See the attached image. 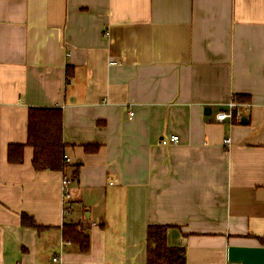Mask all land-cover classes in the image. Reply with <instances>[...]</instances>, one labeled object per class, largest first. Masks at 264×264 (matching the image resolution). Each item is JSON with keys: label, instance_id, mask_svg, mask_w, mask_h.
I'll return each instance as SVG.
<instances>
[{"label": "crops", "instance_id": "1", "mask_svg": "<svg viewBox=\"0 0 264 264\" xmlns=\"http://www.w3.org/2000/svg\"><path fill=\"white\" fill-rule=\"evenodd\" d=\"M30 108L62 109L66 174L8 163ZM151 225L186 264H264V0H0V264H147Z\"/></svg>", "mask_w": 264, "mask_h": 264}, {"label": "trees", "instance_id": "2", "mask_svg": "<svg viewBox=\"0 0 264 264\" xmlns=\"http://www.w3.org/2000/svg\"><path fill=\"white\" fill-rule=\"evenodd\" d=\"M67 73V81L70 79ZM237 102H246L247 96H235ZM33 150L32 166L35 171L49 170L65 173L71 167L64 160L66 145L63 141V111L61 108H30L28 113L27 142L11 144L8 148L9 164L23 163L24 150ZM87 153H96L98 146H85ZM72 180L79 178V165L71 174ZM22 225L27 228L42 230L27 214L21 217ZM168 226L151 225L147 229V264H186L184 250L167 244ZM63 238L78 246L80 252L89 250L90 236L84 225L65 224Z\"/></svg>", "mask_w": 264, "mask_h": 264}, {"label": "built area", "instance_id": "3", "mask_svg": "<svg viewBox=\"0 0 264 264\" xmlns=\"http://www.w3.org/2000/svg\"><path fill=\"white\" fill-rule=\"evenodd\" d=\"M248 107L250 108V105H246L240 102H237L235 100L229 102L228 107L226 110H221L216 115L217 121H228L231 124L241 123L243 120V113L242 108ZM134 113L132 111L129 112V118L131 119L133 117ZM180 141L179 137L174 135L171 136L168 139H163L161 141L162 146H170V145H176ZM225 145H230L231 141L230 139L225 140ZM64 160L67 164L70 165V159L65 155ZM72 184L73 180L71 175H64L61 181V189L63 194V201L65 203V212H68V205L67 203L71 200V190H72ZM66 242V241H65ZM52 264H63V261L60 257V255H56L52 258ZM228 264H242L241 262H230Z\"/></svg>", "mask_w": 264, "mask_h": 264}, {"label": "water", "instance_id": "4", "mask_svg": "<svg viewBox=\"0 0 264 264\" xmlns=\"http://www.w3.org/2000/svg\"><path fill=\"white\" fill-rule=\"evenodd\" d=\"M242 121H243V122H247V121H246V120H244V119H243Z\"/></svg>", "mask_w": 264, "mask_h": 264}]
</instances>
